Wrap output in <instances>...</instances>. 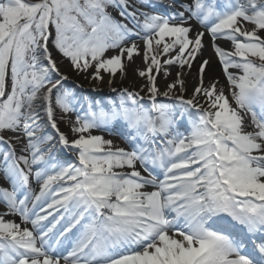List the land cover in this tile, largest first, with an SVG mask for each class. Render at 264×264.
Listing matches in <instances>:
<instances>
[{
    "label": "snow or ice",
    "instance_id": "1",
    "mask_svg": "<svg viewBox=\"0 0 264 264\" xmlns=\"http://www.w3.org/2000/svg\"><path fill=\"white\" fill-rule=\"evenodd\" d=\"M0 264H264V0H0Z\"/></svg>",
    "mask_w": 264,
    "mask_h": 264
},
{
    "label": "rangeland",
    "instance_id": "2",
    "mask_svg": "<svg viewBox=\"0 0 264 264\" xmlns=\"http://www.w3.org/2000/svg\"><path fill=\"white\" fill-rule=\"evenodd\" d=\"M109 11H111L114 16L118 15V10L110 8ZM105 77H107V75ZM73 79H75L78 84H82L85 89H89L92 86V81L90 79L85 80L82 75L79 77L73 76ZM160 87L163 88L164 86L160 84ZM101 91H103L104 93H107L109 90L107 86L105 85L104 87H102ZM62 126L64 129H66V125L64 123H62ZM107 138L113 139V142L115 145L122 146L125 148L128 147L127 143L118 136L108 135Z\"/></svg>",
    "mask_w": 264,
    "mask_h": 264
},
{
    "label": "bare ground",
    "instance_id": "3",
    "mask_svg": "<svg viewBox=\"0 0 264 264\" xmlns=\"http://www.w3.org/2000/svg\"><path fill=\"white\" fill-rule=\"evenodd\" d=\"M226 46H227V45H226ZM108 54L111 55V54H112V51L109 50V53H108ZM138 62H139V61H138ZM216 67H217V65H216V63L214 62V63H213V70H215ZM129 71H131V70H129ZM105 79H107V77H105ZM119 79H120V78L117 77V81H118V82H119ZM130 79H131V77H129V80H130ZM129 80H125L124 83H125V84L129 83ZM160 84H162V85L164 86V83H163V77H161ZM60 127H61L62 129H64L63 126H62V123H61Z\"/></svg>",
    "mask_w": 264,
    "mask_h": 264
}]
</instances>
